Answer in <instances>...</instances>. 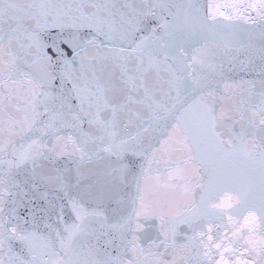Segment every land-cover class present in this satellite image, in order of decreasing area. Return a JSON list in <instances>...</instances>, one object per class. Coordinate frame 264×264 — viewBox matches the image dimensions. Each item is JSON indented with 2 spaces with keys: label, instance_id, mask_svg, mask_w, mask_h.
I'll list each match as a JSON object with an SVG mask.
<instances>
[{
  "label": "snow or ice",
  "instance_id": "obj_1",
  "mask_svg": "<svg viewBox=\"0 0 264 264\" xmlns=\"http://www.w3.org/2000/svg\"><path fill=\"white\" fill-rule=\"evenodd\" d=\"M0 264H264V0H0Z\"/></svg>",
  "mask_w": 264,
  "mask_h": 264
},
{
  "label": "water",
  "instance_id": "obj_2",
  "mask_svg": "<svg viewBox=\"0 0 264 264\" xmlns=\"http://www.w3.org/2000/svg\"><path fill=\"white\" fill-rule=\"evenodd\" d=\"M203 2L207 6V4L209 3V0H203ZM214 2L223 3L224 0H214ZM254 79L257 81L259 79V77L256 76V74L254 72L251 74L246 73V72L231 73L229 82L234 84V87L231 91L233 93H236L237 95L242 94L244 97H247L250 85L243 83V81L254 80ZM221 88H223V85H221ZM259 89H260V85H259V83H257L255 85V91L258 92Z\"/></svg>",
  "mask_w": 264,
  "mask_h": 264
}]
</instances>
